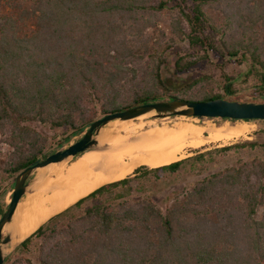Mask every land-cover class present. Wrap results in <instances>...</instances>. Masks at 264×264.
Returning a JSON list of instances; mask_svg holds the SVG:
<instances>
[{"label": "trees", "instance_id": "trees-1", "mask_svg": "<svg viewBox=\"0 0 264 264\" xmlns=\"http://www.w3.org/2000/svg\"><path fill=\"white\" fill-rule=\"evenodd\" d=\"M247 1L228 11L236 29L228 32L213 14L220 0H6L11 13L0 22V132L10 130L15 151L0 163V178L14 179L49 155L35 121L78 134L93 121L95 107L104 115L187 99V88L174 95L164 74L174 36L196 50L178 55L174 73L221 47L224 55L251 60L264 90V0ZM163 10L170 11L172 36L158 27L156 14ZM233 92L227 85V95L205 93L200 100H236ZM186 160L140 165L98 187L40 225L21 242L19 260L5 264H264V162L204 177L161 205L149 180L177 173Z\"/></svg>", "mask_w": 264, "mask_h": 264}, {"label": "rangeland", "instance_id": "rangeland-1", "mask_svg": "<svg viewBox=\"0 0 264 264\" xmlns=\"http://www.w3.org/2000/svg\"><path fill=\"white\" fill-rule=\"evenodd\" d=\"M155 1L157 2V0ZM236 1L220 0V3L218 2L215 7V11L213 12L215 15V21L224 25V28L228 32H234V30H236L231 29V26L233 25H229L230 18L227 17L228 11L239 9L240 5H238ZM245 2L247 3L248 1L245 0ZM173 4L174 2L170 3V5ZM8 7L9 6L6 3V0H0V22L2 21L4 15L11 13V10ZM169 12V10H163L162 12L157 13L156 21L159 28L165 30L168 35L172 36L170 27L172 19ZM183 25L186 27V24ZM148 33L149 35H152L153 30L149 29ZM174 37L175 41L173 42L172 47L164 55L166 58V62L164 63V74L172 81L173 85L171 86L174 87V95H183L181 93L185 92L183 90L187 88L188 91L185 97L188 100H200L205 93L227 95V85H232L234 92L232 95H229L231 98L243 101L264 102V90L259 88V81L254 72L251 71V60L246 59L242 62L241 60H238L241 55L235 58L224 55L221 47L210 51L208 58L200 59L196 64L192 65L183 72L174 73V65L178 55H182L187 52L195 53L196 51L189 47L187 41L180 40L176 36ZM214 38L216 40V46L219 45L220 43L218 41L220 39V35L216 34L214 35ZM201 53L202 52L199 54ZM228 77L231 79H228ZM167 97L168 96H165L164 98ZM102 116L103 114L96 107L89 113V117L93 119V121ZM194 119L195 118L192 117L183 118L181 116L165 118L143 116L141 118L125 122H112L102 130L100 137L103 136V133L106 134L111 131L121 132L123 135L128 133H137L140 129L135 130L133 126L141 123H143L146 127L141 129L139 131L140 133L153 125H162L164 123L172 124L180 121L187 122ZM205 120H199V124H205L206 126L208 124L207 122L214 125H221L225 122L229 124H236L246 121L243 122V124H245L248 129H245V133L242 137L228 143L220 142L212 143V145L209 144L202 148H187L185 150L184 157L182 158H187V160L177 173H163L162 179L160 180L151 178L149 180V185L155 194V199L161 205L165 206L169 200H172L176 192H182L184 189L192 187L196 182L202 180L204 177L244 163H257L258 161L264 162V143H260L259 140L255 139V135L264 132V121L230 119ZM32 125L39 133H41L42 137L45 138L44 141L41 139L39 144H43L45 149L44 151L48 154H51L60 148L69 146L80 139L83 135L82 132L72 134L71 129L66 126L54 128L48 123L38 121L33 122ZM123 125H130V129L132 130L127 133L126 131H121L120 129ZM10 134V130H7L5 133L0 132V163L2 166L15 151L14 146L7 140ZM68 135H70V140L66 141L65 139ZM248 141H256L257 143L256 145H251L247 143ZM234 143H237L235 148L227 151H220L221 147ZM202 153L204 156L201 157V159L196 160L193 158ZM40 158L43 157L41 156ZM16 177L14 179H6L5 176L0 178V183L3 185L2 187L5 190L4 194L0 196V218L11 200ZM2 209L4 210L3 212ZM20 244L21 243L16 246L7 258H11L10 263L18 261L19 257H21L22 253L19 250ZM27 257L34 260V252L27 254Z\"/></svg>", "mask_w": 264, "mask_h": 264}, {"label": "bare ground", "instance_id": "bare-ground-1", "mask_svg": "<svg viewBox=\"0 0 264 264\" xmlns=\"http://www.w3.org/2000/svg\"><path fill=\"white\" fill-rule=\"evenodd\" d=\"M207 123L206 126L199 124V119L195 118L187 122L153 125L140 133L146 127L141 123L133 126L135 130L140 129L134 134L103 133L97 148L79 157L51 164L47 169L41 168L32 189L19 203L12 221L6 226L12 236L8 249L15 248L55 214L98 187L131 175L138 166L154 168L170 164L182 159L187 148L228 143L242 137L248 129L243 121L221 125ZM120 130L127 133L132 129L130 125H123Z\"/></svg>", "mask_w": 264, "mask_h": 264}, {"label": "water", "instance_id": "water-1", "mask_svg": "<svg viewBox=\"0 0 264 264\" xmlns=\"http://www.w3.org/2000/svg\"><path fill=\"white\" fill-rule=\"evenodd\" d=\"M143 116H154L158 118L185 116L199 120L230 119L264 121V102L225 98L210 100L173 98L145 102L121 111L104 114L102 117L92 121L82 131L83 135L80 139L65 148L56 150L45 158L37 159L17 175L14 181L11 200L0 218V264H5L10 253L16 248L8 249L12 236L10 231L6 229V226L12 221L19 203L27 192L32 189V185L37 180V172L41 168L47 169L51 164L60 163L69 158L79 157L83 153L97 148L100 143L101 132L108 124L112 122L130 121Z\"/></svg>", "mask_w": 264, "mask_h": 264}, {"label": "crops", "instance_id": "crops-1", "mask_svg": "<svg viewBox=\"0 0 264 264\" xmlns=\"http://www.w3.org/2000/svg\"><path fill=\"white\" fill-rule=\"evenodd\" d=\"M255 139L259 140L260 143H264V132L261 134L255 135Z\"/></svg>", "mask_w": 264, "mask_h": 264}]
</instances>
